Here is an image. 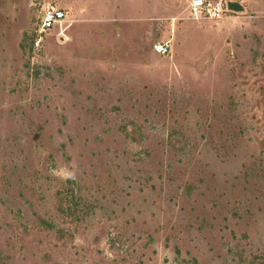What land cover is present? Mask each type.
Wrapping results in <instances>:
<instances>
[{
    "label": "rangeland",
    "instance_id": "374dc122",
    "mask_svg": "<svg viewBox=\"0 0 264 264\" xmlns=\"http://www.w3.org/2000/svg\"><path fill=\"white\" fill-rule=\"evenodd\" d=\"M189 1L0 0V264H264V0Z\"/></svg>",
    "mask_w": 264,
    "mask_h": 264
},
{
    "label": "built area",
    "instance_id": "2783aa9c",
    "mask_svg": "<svg viewBox=\"0 0 264 264\" xmlns=\"http://www.w3.org/2000/svg\"><path fill=\"white\" fill-rule=\"evenodd\" d=\"M187 9L194 19L211 18L218 19L223 16V12L227 9L226 2L223 0H190ZM66 20V14L61 8L47 4L41 10L40 33L54 25L61 24ZM154 49L159 53L167 51L165 43H156Z\"/></svg>",
    "mask_w": 264,
    "mask_h": 264
},
{
    "label": "water",
    "instance_id": "95a60500",
    "mask_svg": "<svg viewBox=\"0 0 264 264\" xmlns=\"http://www.w3.org/2000/svg\"><path fill=\"white\" fill-rule=\"evenodd\" d=\"M228 7L233 8V9H237V10L241 8L240 5L236 2H233V3L229 2Z\"/></svg>",
    "mask_w": 264,
    "mask_h": 264
}]
</instances>
